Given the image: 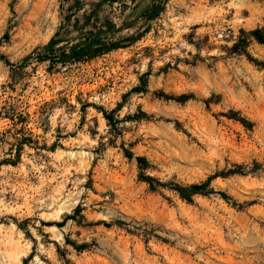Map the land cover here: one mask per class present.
Returning a JSON list of instances; mask_svg holds the SVG:
<instances>
[{"label":"rangeland","instance_id":"rangeland-1","mask_svg":"<svg viewBox=\"0 0 264 264\" xmlns=\"http://www.w3.org/2000/svg\"><path fill=\"white\" fill-rule=\"evenodd\" d=\"M74 1L0 0V264H264V0ZM61 27L140 38L50 68Z\"/></svg>","mask_w":264,"mask_h":264},{"label":"trees","instance_id":"trees-1","mask_svg":"<svg viewBox=\"0 0 264 264\" xmlns=\"http://www.w3.org/2000/svg\"><path fill=\"white\" fill-rule=\"evenodd\" d=\"M98 2L94 4V7H100L103 3H114L118 0H97ZM168 0H153L152 4L147 7L143 13L142 17L146 20H152L159 16V14L163 11L165 4ZM126 6V5H125ZM72 7H74V10L81 11L83 9L82 2L80 0H75L72 4ZM72 7L69 8L72 10ZM94 12L89 16L82 15L81 18H92ZM66 23H69L70 20L68 18H71L69 16H65ZM80 19L77 18L74 20V24L79 23ZM64 27H61L49 40V42L42 48L41 52L37 54V61L38 62H48L49 67H54L56 64L65 65L67 63H77L81 62L87 59H93L99 55L109 53L114 50H118L121 48H125L126 45H124L125 41L132 42V40H136L140 38L139 36H136V38L129 37L124 38L123 40H110V39H101L99 36L93 35L92 32L86 33L83 37V39L80 40L78 44L69 46L68 43L65 42L61 38V30ZM248 36L253 38L256 42L260 44H264V29H255L253 31H250L248 33ZM65 43V44H64ZM63 44L62 46H59ZM138 91V89H136ZM192 96L188 95H181L178 98H175L176 101L180 103H184L188 100H190ZM103 116L105 120L111 124L113 121V117L110 114H107L106 112L102 111ZM124 154L127 158L132 159L133 155L129 152L124 150ZM135 161L138 164L145 163V159L141 157H136ZM238 173L236 171H230L228 172V175ZM217 177V175L210 176L206 179L205 182L201 184H192L187 187L175 185L172 186V189L179 195V197L187 202L192 201V197L196 194H205L210 193L212 190L209 188L210 183L212 180H214ZM144 181L151 184L152 179L150 177L143 178ZM162 185V184H159ZM223 199L227 200L228 197L224 193L219 194ZM75 213L80 212V208L77 207L74 210ZM68 219H71L69 216H66L61 223L55 224L58 227H61ZM70 244L75 250L81 251L86 248V245H76L73 242H67Z\"/></svg>","mask_w":264,"mask_h":264}]
</instances>
